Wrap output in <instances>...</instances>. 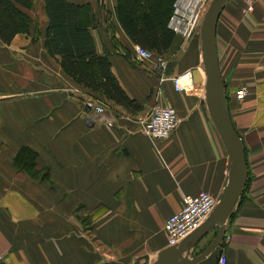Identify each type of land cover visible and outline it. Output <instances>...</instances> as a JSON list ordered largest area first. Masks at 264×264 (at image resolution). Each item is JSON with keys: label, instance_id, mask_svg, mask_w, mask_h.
<instances>
[{"label": "crops", "instance_id": "1", "mask_svg": "<svg viewBox=\"0 0 264 264\" xmlns=\"http://www.w3.org/2000/svg\"><path fill=\"white\" fill-rule=\"evenodd\" d=\"M32 1L25 10L34 22L30 32L10 45L0 40V263L153 264L169 247L164 225L182 209L185 196L206 191L218 199L228 175V155L203 86L185 93L172 82L201 69L199 36L188 42L185 60H172L163 76L137 61L135 45L115 14L117 0H69L91 4L98 53L108 57L122 88L144 106L130 115L111 103L101 115L85 107L92 93L48 54L44 0ZM217 36L248 181L225 238L196 264H218L223 256L227 264H264V0H231ZM179 44L177 37L173 47ZM242 87L247 96L240 101L236 92ZM157 105L175 108L182 119L165 141L140 130L138 120ZM25 147L37 152L36 169L46 179L16 166ZM216 236L217 230L209 233L190 257L204 252Z\"/></svg>", "mask_w": 264, "mask_h": 264}, {"label": "trees", "instance_id": "2", "mask_svg": "<svg viewBox=\"0 0 264 264\" xmlns=\"http://www.w3.org/2000/svg\"><path fill=\"white\" fill-rule=\"evenodd\" d=\"M175 1L117 0L115 14L134 45L167 56L179 37L170 26ZM32 6V0H0V40L3 44L10 45L18 34L30 32L34 22L25 10ZM44 11L46 50L50 56L58 58L65 74L92 93L93 98L104 97L130 115L141 113L144 106L122 88L108 57L97 51L91 32L94 19L91 4L44 0ZM36 160L37 152L25 147L19 151L15 164L36 178L40 175ZM41 178L46 179L47 174Z\"/></svg>", "mask_w": 264, "mask_h": 264}, {"label": "water", "instance_id": "3", "mask_svg": "<svg viewBox=\"0 0 264 264\" xmlns=\"http://www.w3.org/2000/svg\"><path fill=\"white\" fill-rule=\"evenodd\" d=\"M230 1L211 0L199 32L201 69L193 71V82L195 85L203 86L211 120L228 155L226 183L214 212L201 228L180 244L164 249L153 264H196L215 252L226 236L227 222L234 209L240 204L247 185L248 166L245 149L229 114L218 50V25L222 13ZM214 230H217V236L204 252L193 258L190 257L191 252Z\"/></svg>", "mask_w": 264, "mask_h": 264}, {"label": "built area", "instance_id": "4", "mask_svg": "<svg viewBox=\"0 0 264 264\" xmlns=\"http://www.w3.org/2000/svg\"><path fill=\"white\" fill-rule=\"evenodd\" d=\"M200 1L180 0L176 5L177 14L172 16L170 26L182 39L192 34L190 31L192 22V28H197L196 34L197 36L199 35L200 23H202L205 12L202 16H199L200 10L195 14L194 9L199 5ZM202 1L206 2L207 0ZM251 10L252 5L249 2L246 11L249 12ZM192 18L195 21H192ZM153 54L140 46L135 45L134 47V55L137 60L152 64L153 69L161 72L165 76L169 67L168 62L163 59L164 56ZM172 82L178 92H193L195 87L193 71H187L179 76H174ZM246 96L247 89L245 87L240 88L236 92V98L240 101ZM85 107L89 111L92 110L101 115L106 114L107 110L94 98L87 99ZM181 123L182 119L175 108L157 105L152 109L147 119L143 121L140 130L153 140L165 141L176 132ZM108 125L112 126V121ZM217 204L218 199L206 191H202L196 196H185L182 209L170 216L164 225L169 247L180 244L184 239L200 229L214 212ZM218 264H227V258L225 256L221 257Z\"/></svg>", "mask_w": 264, "mask_h": 264}, {"label": "rangeland", "instance_id": "5", "mask_svg": "<svg viewBox=\"0 0 264 264\" xmlns=\"http://www.w3.org/2000/svg\"><path fill=\"white\" fill-rule=\"evenodd\" d=\"M206 1V0H205ZM178 2H180V0H176L175 1V3H174V6H173V13H172V16H174L175 14H177V12H176V5H177V3ZM210 2H211V0H207L206 2H204V1H200V3H199V5L194 9V11H195V14L200 10V13H199V16H202V14L204 13V10L206 9V7L208 6V5H210ZM247 9V8H246ZM192 21H195L193 18H192ZM40 22H41V19H40V17L38 16L37 17V20H36V25L38 26V25H40ZM192 24H193V22L191 23V25H190V31H191V33L192 34H189V36L187 37H185L184 39H183V41H182V43L180 42V44H179V48H178V46H174V47H172L173 48V51H171L170 50V52L168 53V55L167 56H164L163 57V59L164 60H166L167 62H168V64H170V63H172V60H185L184 59V57H185V55H184V52H186V47H188L187 46V44H188V42H191L195 37H197V28L195 29V28H192ZM39 29V28H38ZM38 29H36L35 31H36V36H37V38H39V36H41L40 35V31L41 30H38ZM18 35H20V34H18ZM178 36V35H177ZM153 55H156L155 53L153 54ZM155 57V56H154ZM137 61H139V60H137ZM62 68V67H61ZM63 70V69H62ZM67 75V74H66ZM68 76V75H67ZM69 77V76H68ZM82 88V87H81ZM96 100L98 101V102H100V105H102V106H104L106 109L109 107V105L108 104H110L111 105V103H109V101H107L104 97H100V98H96ZM149 115L147 114V115H145V116H142L138 121H139V125H140V127H141V125H142V123H143V121L144 120H146L147 119V117H148ZM44 174V172H40V175H39V177L41 178V176ZM39 177H36V179H38ZM39 178V179H40ZM42 179H45V178H42Z\"/></svg>", "mask_w": 264, "mask_h": 264}, {"label": "bare ground", "instance_id": "6", "mask_svg": "<svg viewBox=\"0 0 264 264\" xmlns=\"http://www.w3.org/2000/svg\"><path fill=\"white\" fill-rule=\"evenodd\" d=\"M208 7H209V5L206 7V9L204 10V12H206L207 11V9H208ZM204 15H205V13H204ZM204 17V16H203ZM201 24L202 23H200V26H201ZM201 28V27H200ZM200 28H199V30H200ZM199 36V35H198ZM181 38V37H180ZM182 39V38H181ZM182 41H183V39H182ZM187 72V71H186ZM202 74H203V72H202ZM196 87V86H195ZM204 90V89H203ZM205 96V95H204ZM227 101V100H226Z\"/></svg>", "mask_w": 264, "mask_h": 264}]
</instances>
